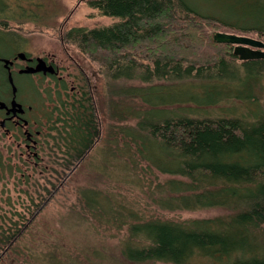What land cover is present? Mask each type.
<instances>
[{"label":"trees","instance_id":"1","mask_svg":"<svg viewBox=\"0 0 264 264\" xmlns=\"http://www.w3.org/2000/svg\"><path fill=\"white\" fill-rule=\"evenodd\" d=\"M80 1L102 16L117 19L110 26L75 28L66 34L83 53L102 64L109 84H115V79L124 84L138 80L151 88L149 83L155 86V80L160 86L187 80V88L181 91L188 93L189 109L182 116L169 117L166 110L142 115L157 106L156 101L147 99L150 88L131 98L140 104L130 103L122 93L116 95L119 104L111 108L113 118L130 119L135 124L115 127L121 146L110 149L108 158L103 150L101 162L128 173L145 165V176H169L148 184L159 210L221 208L227 214L189 220L147 217L143 209L135 211L119 194L82 188L67 217L77 220L79 215H91L106 218V222L109 219L118 228L127 226L122 264H264V62L241 61L233 53V45L214 40L217 32H226L264 41V0ZM8 6L0 2L2 35H11L8 30L17 28L10 22L20 24L22 17L18 5L13 8L16 13L2 17ZM232 68L237 73L245 71L247 78L241 82L234 76L238 87L222 91L223 79L232 77ZM4 78L1 73L0 79ZM196 79L213 83L206 88L204 112L189 106L198 103L188 86ZM223 96L232 101L248 100L250 115H221L215 107ZM79 103L65 111L67 120L54 137L55 158L62 159L68 169L73 167L70 164L79 163L77 168L84 164L88 151L101 140L97 102L88 92ZM230 107L233 111L234 106ZM47 200L30 197L28 214L38 215ZM78 208L88 213H75ZM20 217L22 220L12 223L3 219L0 224L1 259L12 252L22 228L27 227L29 220Z\"/></svg>","mask_w":264,"mask_h":264},{"label":"rangeland","instance_id":"2","mask_svg":"<svg viewBox=\"0 0 264 264\" xmlns=\"http://www.w3.org/2000/svg\"><path fill=\"white\" fill-rule=\"evenodd\" d=\"M0 2L10 6L6 7L8 13H4L2 17L16 13V8L13 9L16 5L23 9L22 17H19L20 24L10 22V25L17 29H13L11 32L8 30L9 34L28 35L32 38L33 44L37 46L38 52L51 51L58 57L68 58L60 35H66L75 28L94 29L110 26L117 22V19L102 16L96 9L80 0H0ZM65 46L83 65L95 86L96 102L101 112V140L89 155V159L81 164L74 173L70 174L73 167L68 169L66 166L54 164L55 170H61L62 177L50 182L48 178L53 177L50 172H46L44 165L34 173L33 169L20 159L17 142L14 144L7 136L0 134V224L3 219L10 220L11 223L22 220L20 216L23 215L29 221L33 219L32 222H27V227L22 228L21 236L16 241L12 252H9L5 259H1L0 255V264L125 263L121 251L128 238L127 226L118 228L109 219L106 222V218L99 220L91 215L86 217L79 215L77 220L67 217L69 207L75 205L78 192L82 188H97L105 192L119 194L118 196L124 198L128 204L134 205L135 211L139 212V209H143L147 217L189 220L214 218L227 214V210L221 208L195 211L159 210L152 202L148 184L159 183L169 179V176L159 173L151 177L145 176V165L140 166L138 172H129V174L124 172L121 167L114 168V170L112 164L108 167V165H104L105 162H101L103 150L104 153L107 151L108 158L110 149L115 150L119 148L117 145L121 146L122 138L119 135L116 136L115 132L118 130L115 127L135 124V121L130 119L117 121L113 118L111 108L114 109L119 104L116 95L122 93L127 100H130V103L140 104L138 100H131V98L135 95L140 96V93L143 94V91L150 87L145 88L144 82L138 80L127 81L124 84V81L119 82L117 79H111L115 84H109L108 76L103 73L104 67L100 62L83 53L71 41L65 40ZM9 53L11 50L5 49L2 54ZM231 73L232 77L223 79L224 88L222 91L226 87L233 89L238 87L237 80H233L234 76L238 75L241 82L247 78L245 71L239 70L237 73L232 68ZM262 74V84L264 85V73ZM27 79L26 77H17L18 86L26 84ZM155 81V86L149 83L152 89L146 90V94L150 102H157V106L154 108L155 110L149 108L145 112L142 111L141 114H152L160 110H166L169 117L177 113L180 116L185 114L184 112L189 109L187 107L189 98H187L188 93L181 90L184 87L187 88V80L180 81V85L178 82H168V85L165 83L163 86H160L161 83L159 84L157 80ZM214 85L216 86V84ZM188 86L198 98V103H194L196 106L190 103L188 105L195 108L200 107L202 112L206 111L205 107L208 101V89L206 88L213 86V83L209 85L206 80L196 79L189 81ZM179 98L185 100L181 103L179 101L182 99ZM224 98L225 96L221 97L219 104L215 107L221 115L236 117L250 115L248 100H246L247 102L232 101ZM230 105L234 106L233 111ZM262 105L264 107V90L262 91ZM144 117L142 116V118ZM145 118L150 121V117ZM153 120L155 121V118ZM42 170L44 173H41ZM50 196L52 197L49 198ZM30 197L48 199L44 208H39L42 210L36 216H34L35 213L28 214L29 208L27 207ZM75 213L88 212L78 208ZM101 220L102 222H100Z\"/></svg>","mask_w":264,"mask_h":264},{"label":"flooded vegetation","instance_id":"3","mask_svg":"<svg viewBox=\"0 0 264 264\" xmlns=\"http://www.w3.org/2000/svg\"><path fill=\"white\" fill-rule=\"evenodd\" d=\"M60 36L68 58L58 57L51 51L38 52L28 35H0V74L5 76L4 80L0 79V102L5 104V107L0 105V134L14 144L17 142L20 159L34 173L44 165L53 177L48 178L50 182L62 177L61 170H55L54 164L64 166L63 160L55 158L53 146L58 129L67 120L65 111L72 104L79 105L88 92L96 103L91 76L65 46V40L69 41L66 35ZM5 49H10L11 53L2 54ZM248 61L264 62V58ZM49 67L54 72H50ZM31 68L38 71L28 72ZM19 76L28 78L27 83L18 86L16 78ZM14 101L21 108L13 106ZM58 156L60 158L61 154ZM70 165L72 174L79 163Z\"/></svg>","mask_w":264,"mask_h":264},{"label":"water","instance_id":"4","mask_svg":"<svg viewBox=\"0 0 264 264\" xmlns=\"http://www.w3.org/2000/svg\"><path fill=\"white\" fill-rule=\"evenodd\" d=\"M214 40L217 43L232 44L235 45L233 53L239 57L241 61L255 60L264 58V41L255 39L252 37L238 35L226 32H217L214 35ZM28 72H35L38 69H28ZM50 72H54L52 67H49ZM16 90V88H14ZM1 107H5V104L0 102ZM13 106L21 105L16 101L13 102Z\"/></svg>","mask_w":264,"mask_h":264},{"label":"bare ground","instance_id":"5","mask_svg":"<svg viewBox=\"0 0 264 264\" xmlns=\"http://www.w3.org/2000/svg\"><path fill=\"white\" fill-rule=\"evenodd\" d=\"M37 106V105H36ZM36 108V107H35ZM39 108V107H38ZM40 113V112H39ZM42 113V112H41ZM56 113V112H55ZM37 115V114H36ZM60 115V114H59ZM62 115V114H61ZM103 128V127H102ZM100 132V131H99ZM91 148V147H90ZM110 160V159H109Z\"/></svg>","mask_w":264,"mask_h":264}]
</instances>
